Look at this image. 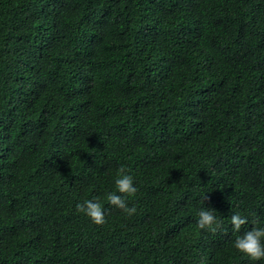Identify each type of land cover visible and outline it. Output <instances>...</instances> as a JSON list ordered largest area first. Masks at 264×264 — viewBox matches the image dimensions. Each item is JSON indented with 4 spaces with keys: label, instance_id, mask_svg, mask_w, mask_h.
<instances>
[{
    "label": "trees",
    "instance_id": "1",
    "mask_svg": "<svg viewBox=\"0 0 264 264\" xmlns=\"http://www.w3.org/2000/svg\"><path fill=\"white\" fill-rule=\"evenodd\" d=\"M254 218L264 0H0V264H264L234 247Z\"/></svg>",
    "mask_w": 264,
    "mask_h": 264
},
{
    "label": "clouds",
    "instance_id": "2",
    "mask_svg": "<svg viewBox=\"0 0 264 264\" xmlns=\"http://www.w3.org/2000/svg\"><path fill=\"white\" fill-rule=\"evenodd\" d=\"M115 187L119 194L110 192L107 195V201L115 208L120 209L127 216L136 213V207L129 206L128 198L134 196L138 189L134 185V178L128 174V170L121 166L116 172ZM203 199H206L205 195ZM78 212L84 213L95 224L106 223L104 208L99 199H88L76 205ZM197 226L199 229H205L215 232L220 227L219 221L211 208H202L198 212ZM234 232H239L241 227L248 223L247 217H242L239 213L233 214L230 218ZM252 224L255 225L242 235H237L234 240V247L239 252L250 257L253 261L264 259V224L259 218H254Z\"/></svg>",
    "mask_w": 264,
    "mask_h": 264
}]
</instances>
